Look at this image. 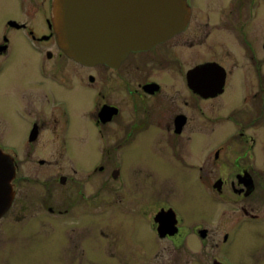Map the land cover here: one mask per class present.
Masks as SVG:
<instances>
[{"label": "flooded vegetation", "instance_id": "obj_1", "mask_svg": "<svg viewBox=\"0 0 264 264\" xmlns=\"http://www.w3.org/2000/svg\"><path fill=\"white\" fill-rule=\"evenodd\" d=\"M185 3L182 31L112 67L63 54L51 0H0V153L14 168L0 264L45 255L94 264L110 259L101 253L110 242L122 246L112 264L160 249L185 264H240L227 249L253 233L264 260V0ZM47 145L55 146L52 161ZM45 166L56 170L46 183L31 179ZM124 172L186 177L203 193L201 215L186 224L171 203L149 196L141 218L153 242L125 240L115 229L128 212ZM36 183L45 195L30 192Z\"/></svg>", "mask_w": 264, "mask_h": 264}, {"label": "water", "instance_id": "obj_2", "mask_svg": "<svg viewBox=\"0 0 264 264\" xmlns=\"http://www.w3.org/2000/svg\"><path fill=\"white\" fill-rule=\"evenodd\" d=\"M185 0H51L50 18L60 50L85 66L120 63L183 30ZM14 168L0 153V215L12 197Z\"/></svg>", "mask_w": 264, "mask_h": 264}, {"label": "rangeland", "instance_id": "obj_3", "mask_svg": "<svg viewBox=\"0 0 264 264\" xmlns=\"http://www.w3.org/2000/svg\"><path fill=\"white\" fill-rule=\"evenodd\" d=\"M8 95L5 97L4 101L6 113L7 106L10 102V98L8 97ZM82 123V121H78L77 125L80 127ZM7 125L11 127V132L16 133L15 118L13 113H10ZM54 153L55 146L47 145L45 149V158L52 161V155ZM40 171L41 172L39 173V176H31V179H36L40 181V183L44 184L50 176L54 175L53 173L56 170L52 166H45L43 168H40ZM123 176L124 180L126 181V189L125 193H123V197L127 201L126 211L128 212L127 214L125 212V215L123 217H120V227H118V224L116 223L115 229L119 234L122 235L120 237L124 238L125 240H132L133 242H139L143 244H149L153 242V237L149 235L150 231L144 227L146 220L142 219L143 215L148 213L150 210L147 202L145 203L146 199L148 200L149 196H153L155 202L164 200L171 203L174 208H176L186 219V224L195 223L193 218L201 215L200 205L198 204H200L202 201L201 198L203 197V193L197 186H193L190 188L188 186V179L186 177L181 178L175 175L171 179L165 177H153L144 175L132 177L133 175L128 174L127 172H124ZM136 181L143 183L146 187L141 189L133 187ZM40 183H36V185H33L30 189V192L33 193L36 197L45 195V193H43L44 188L40 187ZM195 201H197V203H195ZM95 203L97 204L95 207L96 210H99L98 207L101 206L102 203H99L98 200H96ZM117 212L118 209L110 211L105 219H109V221H111L113 216ZM132 213H134L135 218L138 219V221L131 216ZM136 213L139 214L140 217L137 216ZM194 213L196 214L194 215ZM101 218L102 217H95V219L97 220H101ZM99 228H101V226H99ZM95 231L96 230H94V233ZM114 243L115 242H110L109 247H105L104 244L101 246L102 255L110 259H103L102 257L98 256L94 264H112V262L117 263L118 258L113 257L112 254H115V252L122 248V246H120L119 242L117 246ZM257 244L258 241L255 233L250 236H241L232 247L227 249L228 255L234 261L240 264H264V260L260 259L257 250H253L254 246L256 247ZM112 249H114L113 252ZM136 250L141 251L139 249ZM145 253L149 254V252ZM124 254L136 255L137 253L127 251ZM172 256L177 260L178 264H185V257H178L174 255V253L171 254L169 252H163L161 251V249L158 256L139 259L138 263L135 264H170L169 260ZM126 259H129V257L126 256ZM122 260L124 264L129 263L124 261L123 258ZM29 264H54V262L52 256L45 255L40 260L30 257Z\"/></svg>", "mask_w": 264, "mask_h": 264}]
</instances>
